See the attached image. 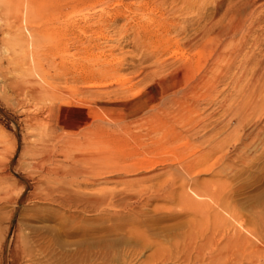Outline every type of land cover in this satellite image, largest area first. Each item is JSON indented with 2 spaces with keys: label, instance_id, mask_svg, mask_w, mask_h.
Here are the masks:
<instances>
[{
  "label": "rangeland",
  "instance_id": "374dc122",
  "mask_svg": "<svg viewBox=\"0 0 264 264\" xmlns=\"http://www.w3.org/2000/svg\"><path fill=\"white\" fill-rule=\"evenodd\" d=\"M143 1L151 0H0V140L7 168L0 184V264H264V78L252 80L254 65L237 64L224 75L228 64L222 63L214 67L211 97L203 89L200 97L191 94L189 79L162 91L160 82L185 62L180 50L163 69L151 54L143 58L151 51L143 53L136 35L162 32L155 19L172 10L166 0L157 9ZM185 13L189 22L196 17L195 10ZM9 19L36 32L34 61L17 53ZM261 34L255 36L262 40L264 29ZM250 45L244 54L258 52ZM79 64L89 76L111 71L110 81L80 95L82 84L69 75ZM156 69L161 81H145ZM90 101L96 104L86 106ZM165 106L171 114L158 118L171 123L157 127L152 112ZM91 116L112 132H94ZM231 224L253 246L238 251L222 228ZM208 230L226 236L218 242Z\"/></svg>",
  "mask_w": 264,
  "mask_h": 264
},
{
  "label": "bare ground",
  "instance_id": "6f19581e",
  "mask_svg": "<svg viewBox=\"0 0 264 264\" xmlns=\"http://www.w3.org/2000/svg\"><path fill=\"white\" fill-rule=\"evenodd\" d=\"M160 1L161 0H151V1H143V6H147V7H151V8H156L158 6H160ZM164 1V0H163ZM201 0H166L165 3L169 5V7H172L171 12L169 13L168 18H163L164 13H161V17L160 20L159 19H155V24H157V27L161 28L160 33L156 32H151V33H138L136 35V40L137 42L140 43L143 53L146 51H151V53L149 54H145L143 56V58H147L148 55L152 56V58H155V60L157 62L162 61V63H160L161 69L165 68L166 65H168L169 60H172V58L177 56V51L180 50L181 53H183V58H184V66L182 69H179L177 71H174L168 79H166V81L164 82H160L162 83L163 87H162V91H164L166 88L167 90H173L179 86L180 83L184 82L186 79H189L192 84L190 86V90L189 92L193 95H197L198 97L201 96V90L203 89L204 91L202 92L203 95L202 96H212L213 93L215 92V88H216V79H215V72H214V67L216 66H220L222 63H227L228 64V68L223 71L224 75H227L228 73L231 72V68L233 67H237V64L239 65L238 67H244V66H250V65H254V67L257 68L256 71H254L252 74L253 78L252 80H254V78H264V39L261 40L260 37H256L255 34H261L263 33V29H264V25L262 26V24L264 23V4H261L260 6H257V4L259 3V1L261 0H202L204 4L200 3ZM164 3V4H165ZM179 3V4H178ZM8 5V4H7ZM179 5H181V8H177ZM136 6V5H135ZM166 6V5H165ZM188 10H195L196 13V17L194 18L192 15V18L195 19V21L193 22L192 19L191 22L188 21V19H186L187 14L185 13ZM262 10V11H261ZM210 11V13H208ZM221 11L223 12L221 14V18H219L220 20H216L217 17L220 15ZM16 16V15H15ZM15 16L12 18L15 19ZM17 18V17H16ZM11 19H9L10 21ZM13 20V19H12ZM16 20V19H15ZM177 20H181L182 23L184 24V26L181 28H179L178 26H176ZM8 21V20H7ZM21 21V20H20ZM11 25H9L11 28L10 31V35H12V41L15 43L14 46L16 45V49L18 50V52H21L22 57H24L25 59H29L34 61V55H33V45H34V40H35V33L32 29L29 30L28 28H24L21 24V22H16L13 21L11 22ZM100 25V24H99ZM178 27V28H177ZM159 30V29H158ZM137 31V29H136ZM140 32V31H139ZM149 32V31H148ZM6 34H8V32H6ZM255 36V38L253 39L252 36ZM262 35V34H261ZM182 36L181 39H178L177 37ZM260 36V35H259ZM253 39V44L250 45L251 42H249V40ZM59 43L62 44L63 40L61 39V36L58 38ZM229 41L231 42H236V44L234 46L227 44ZM239 42V43H238ZM68 44V43H67ZM248 45L252 46L251 50H255L254 48H256L258 52H253L251 54L247 53L244 54V48L247 47ZM176 48L177 50L173 49ZM5 49V48H4ZM8 49V48H6ZM247 49V48H246ZM31 50V51H30ZM15 51V50H14ZM13 51V53H15ZM176 51V52H175ZM6 53H8V51H6ZM5 53V54H6ZM142 53V55H143ZM179 53V52H178ZM168 54H171V56H169L170 58L167 59H163V57L167 56ZM176 55V56H175ZM149 59V58H148ZM60 60V59H58ZM99 61V58H98ZM174 61V60H172ZM62 62V61H61ZM156 63V62H154ZM172 62L170 61V64ZM159 64V63H158ZM62 65V64H61ZM174 65V64H173ZM172 66V65H171ZM71 68V67H70ZM73 69H71L70 72V79L71 81H73L74 83H81L82 84V88L79 89V93L80 95H85L87 93H91V89L93 87V85L102 83V84H106L108 83L110 80L108 78L109 74L111 71L106 70V71H102L101 70H95V71H91L90 76L86 75V73H84L85 70H87V66H85L84 64H79L77 66H72ZM105 68V67H104ZM112 68V67H111ZM158 68V67H157ZM117 69V68H116ZM239 69V68H238ZM113 70V68H112ZM157 70V69H156ZM158 73L159 71H154L151 74H148L147 76L144 77V80L146 78L149 77H155L158 78ZM250 74V73H249ZM248 74V75H249ZM111 77V76H109ZM159 79V78H158ZM247 79V78H246ZM115 80V79H113ZM143 80V81H144ZM155 80V79H154ZM160 80V79H159ZM264 80V79H263ZM131 81V80H130ZM141 81V80H140ZM146 81V80H145ZM148 81V80H147ZM161 81V80H160ZM158 82V81H157ZM264 82V81H263ZM152 83V82H151ZM138 83L135 84H129L130 89L133 88L134 86H136ZM159 84V83H158ZM264 84V83H263ZM87 85V87H86ZM101 85V84H99ZM183 85V84H182ZM106 86V85H105ZM96 87V86H95ZM104 87V86H102ZM161 87V86H159ZM181 87V86H180ZM183 87V86H182ZM101 88V87H100ZM108 88V87H107ZM184 89V88H183ZM182 89V90H183ZM106 90V89H104ZM103 90V91H104ZM90 91V92H89ZM93 91V90H92ZM111 92V91H110ZM124 92V90H123ZM236 92V91H235ZM248 92V91H247ZM251 92V91H249ZM262 92V91H261ZM168 93V92H167ZM183 93V92H182ZM104 92H102V90L100 92H92L93 96L99 95V97L101 95H103ZM108 94V93H107ZM184 94V93H183ZM190 94V95H191ZM251 94V93H249ZM257 94V92H256ZM125 95V94H124ZM162 95V93H161ZM164 95V94H163ZM172 95V94H171ZM174 95V94H173ZM104 96V95H103ZM152 96H154V94L152 93ZM168 96V95H166ZM176 96V95H174ZM184 96V95H183ZM163 97V96H162ZM148 98L150 99V97L148 96ZM172 98V97H171ZM179 98V97H178ZM152 99V98H151ZM150 99V100H151ZM160 99V98H159ZM173 99V98H172ZM185 99V98H182ZM191 99V98H190ZM147 100V99H146ZM155 100V99H154ZM166 100V99H165ZM177 100V98H176ZM163 101V100H162ZM186 101V100H183ZM193 101V100H192ZM91 102V101H90ZM96 102V101H95ZM147 102V101H145ZM171 102V101H170ZM173 102V101H172ZM175 102V101H174ZM173 102V103H174ZM80 103V102H79ZM99 103V102H98ZM150 103V102H148ZM167 103V102H166ZM93 104H96L94 102L88 103L85 102V105L88 107H91ZM172 104V103H171ZM179 104V103H176ZM175 104V105H176ZM129 105V104H128ZM139 105V104H138ZM163 105V104H162ZM174 104H172L173 107ZM181 105V104H180ZM212 103H209V106H211ZM78 106V105H77ZM125 106V105H124ZM167 106V105H166ZM166 106L164 108H161L162 111L160 112V114L158 113L159 111H157V113H153V116L151 115V117L156 118V122H157V127L159 126V122L160 124H164L165 126L168 123H171L169 121V119L172 117H169L168 114V121L169 122H165V120L158 118L159 116L166 113H170L169 111H167ZM163 107V106H162ZM171 107V108H172ZM123 108V107H122ZM84 109V108H82ZM169 110V109H168ZM171 110V109H170ZM77 111V110H76ZM79 111V110H78ZM85 112V111H84ZM174 112V111H172ZM179 113V112H178ZM96 114V113H95ZM171 114V113H170ZM178 115V114H176ZM181 115V114H180ZM93 116V115H92ZM90 117V121L89 123V127L91 129L94 130V132H99L103 133V131H111V126L109 127H105L103 128V126L101 125L103 123V125L105 124V122H103V120L99 117L96 118V116L94 117ZM126 116L128 118H134L137 116V114L135 113H128L126 114ZM143 116V115H142ZM167 116V115H166ZM182 116V115H181ZM88 117V116H87ZM148 117V116H147ZM150 117V118H151ZM162 117V116H161ZM140 118V117H139ZM149 118V117H148ZM148 118H146L145 120H149ZM163 118V117H162ZM173 118V117H172ZM171 118V119H172ZM181 118V117H180ZM142 119V118H141ZM166 119V117L164 118ZM179 117L177 118L178 121ZM183 119V118H182ZM185 119V118H184ZM187 119H190L187 117ZM135 120V118L133 119ZM143 120V119H142ZM141 120V121H142ZM159 120V121H158ZM173 120V119H172ZM136 121V120H135ZM140 121V120H138ZM140 121V122H141ZM150 122L151 119L149 120ZM155 121H153V123L155 124ZM180 121V120H179ZM187 121V120H186ZM137 122V121H136ZM140 122H138V125L141 124ZM143 122V121H142ZM176 122V121H175ZM182 122V121H181ZM208 122V121H207ZM85 123V121H84ZM132 123V121H131ZM135 123V122H134ZM133 123V124H134ZM147 123V122H146ZM145 122L142 123L141 126L146 124ZM206 123V122H205ZM108 125H112L111 123H109ZM115 125V124H114ZM173 125V124H172ZM193 126H198L199 125V121L197 122H193L192 123ZM206 125V124H203ZM50 126H52L50 123L44 124V128L47 129ZM121 127V126H120ZM119 127V129H120ZM118 128V127H117ZM127 128V127H126ZM169 128V127H168ZM167 128V129H168ZM173 128V127H172ZM202 128V127H201ZM115 129V128H113ZM118 129V130H119ZM122 129V128H121ZM150 129V128H149ZM161 130V126L159 128ZM174 129V128H173ZM172 129V132H173ZM123 130V129H122ZM153 130V129H152ZM170 130V129H169ZM176 131V130H175ZM178 131V130H177ZM176 131V132H177ZM88 132V131H87ZM92 132V131H90ZM128 132V131H127ZM131 132V131H130ZM160 132V131H158ZM179 132V131H178ZM93 133V132H92ZM91 133V134H92ZM105 133H108L105 132ZM116 133V132H115ZM181 133V132H180ZM98 134V133H97ZM118 134V133H116ZM174 134V133H173ZM178 134V133H177ZM183 134V133H182ZM105 135V134H103ZM109 135V134H108ZM111 136L115 134H110ZM109 135V136H110ZM98 136V135H97ZM102 136V135H100ZM110 136V137H111ZM182 136V135H180ZM179 136V137H180ZM87 137V136H86ZM90 137H92V135H90ZM99 137V136H98ZM103 137V136H102ZM108 137V136H107ZM120 138V137H119ZM140 138V137H139ZM173 138V137H171ZM124 139V138H123ZM122 139V140H123ZM93 140V139H92ZM121 140V141H122ZM126 140V139H125ZM166 140V139H165ZM117 141V140H116ZM119 141V140H118ZM155 141V140H154ZM90 142V140H89ZM120 142V141H119ZM77 143V142H76ZM94 144V143H92ZM91 144V145H92ZM114 148V147H113ZM4 151H5V142L2 140H0V184L3 183L6 179H7V174H6V166H5V157H4ZM225 151V150H224ZM207 155V154H206ZM98 157V156H97ZM202 157V156H201ZM206 157V156H205ZM204 157V158H205ZM99 159V158H98ZM85 160V159H84ZM115 160V159H114ZM80 161V160H79ZM88 161H90L88 159ZM102 161V160H101ZM123 161V160H122ZM152 161V160H151ZM201 161V160H200ZM103 162V161H102ZM101 162V163H102ZM125 162V161H124ZM127 162V161H126ZM119 163V162H118ZM89 165V164H87ZM98 165V164H97ZM138 165V164H137ZM120 166V165H119ZM145 166V165H144ZM141 165L140 169L143 167L144 169H146V167H144ZM150 166V165H149ZM188 166V165H187ZM194 166V165H193ZM204 166V165H203ZM91 167V166H90ZM117 167V165H116ZM122 167V166H121ZM120 167V168H121ZM125 167V166H123ZM128 167V166H127ZM136 167V165H135ZM148 167V166H147ZM115 168V167H114ZM129 168V167H128ZM186 168V167H185ZM148 169V168H147ZM142 170V169H141ZM138 171H140L138 169ZM146 171V170H144ZM189 171V170H188ZM131 172V171H130ZM129 172V173H130ZM133 172V171H132ZM134 172H137L136 170ZM134 172L132 174H134ZM94 173V172H93ZM75 174V173H74ZM87 174V173H86ZM89 174V173H88ZM186 176V175H185ZM102 179V178H101ZM104 179V178H103ZM195 179V178H194ZM90 180V179H89ZM97 180V179H96ZM160 180V179H159ZM108 181V180H107ZM132 180H130L131 182ZM195 181V180H194ZM92 182V181H91ZM96 182V181H95ZM112 182V181H111ZM159 182V181H158ZM161 182V181H160ZM133 183V182H132ZM190 183V180H189ZM183 184V182H182ZM196 186V185H194ZM159 187V186H158ZM161 188V187H160ZM198 188V187H197ZM171 189V188H170ZM192 189V188H191ZM157 190V189H156ZM175 190V189H174ZM173 190V191H174ZM186 189H184L185 191ZM190 190V189H189ZM193 190V189H192ZM190 190V191H192ZM183 190H181L182 192ZM174 193V192H173ZM191 193V192H190ZM171 195V194H170ZM174 195V194H173ZM197 195V194H196ZM200 195V194H199ZM205 196V195H204ZM227 196V195H226ZM181 198L183 199V203L182 206H184V208L186 207L185 205L188 203L186 202L187 197L181 196ZM180 198V199H181ZM222 199V198H221ZM199 200L198 198L196 199V201ZM68 201V200H67ZM150 200L147 199V201L145 203L148 204ZM203 201V200H202ZM69 202V201H68ZM92 202V201H91ZM186 202V203H185ZM192 203V202H191ZM198 203V202H197ZM197 203L195 202L196 206ZM204 203V202H202ZM141 204V203H140ZM145 204V205H147ZM189 204V203H188ZM187 204V205H188ZM206 204V201H205ZM228 204V203H227ZM143 205V204H142ZM192 205V204H191ZM191 205L189 204L188 206L191 207ZM203 205V204H202ZM207 205V204H206ZM226 205V204H225ZM188 206L185 208L186 210L188 209ZM204 206V205H203ZM228 206V205H227ZM138 207V206H137ZM206 207V206H204ZM116 208V207H115ZM132 208V207H131ZM210 208V207H209ZM184 209V210H185ZM191 210V209H188ZM196 210L197 209L196 207ZM204 210L206 211V208H204ZM204 211V212H205ZM208 211V209H207ZM209 212V211H208ZM219 212V211H218ZM217 212V214H218ZM210 213V212H209ZM134 214V213H133ZM191 214V213H190ZM194 214V213H193ZM199 214H202L199 212ZM206 212L204 214H202L201 216L205 215ZM219 215V214H218ZM207 216V215H206ZM210 216V215H209ZM241 216V215H240ZM234 217V216H233ZM236 217V216H235ZM164 218V217H163ZM177 216H168L165 217L164 219H177ZM212 218V217H211ZM202 219V217H201ZM206 219V218H205ZM224 219V218H223ZM135 220V219H134ZM203 220V219H202ZM220 220V219H219ZM230 220V219H229ZM242 220V219H241ZM130 221V220H129ZM213 221V220H212ZM223 222V220H221ZM236 221L237 217H236ZM242 222H244V220H242ZM153 223V222H152ZM193 223V222H191ZM231 223V222H230ZM236 225L237 222H234ZM158 224V223H157ZM196 224V223H195ZM220 225V223H217ZM242 225V224H240ZM245 225V224H244ZM223 225H221L222 227ZM225 226V223H224ZM231 226H233V224H231ZM212 227V226H211ZM245 227V226H244ZM210 228V227H209ZM214 228V227H213ZM224 230H228L226 232V235L231 236V238L234 240L235 244H237V247L240 245L241 248L244 247H251L253 246L251 244V239H250V235H246L244 230L242 231V227L241 226H233L232 229L229 228H224L222 227ZM134 229V228H133ZM174 229V228H173ZM212 229V228H211ZM259 229V228H258ZM258 229L254 230V234L258 236L257 233H259ZM134 233H136L135 231L137 230H133ZM133 231H130L131 235L134 234ZM212 231V230H211ZM210 230L205 231V232H211ZM140 232V231H139ZM250 232V231H248ZM247 232V233H248ZM257 232V233H256ZM138 233V232H137ZM136 233V234H137ZM231 233V234H230ZM128 234V233H127ZM135 234V235H136ZM142 234L141 232L138 235ZM199 234V233H197ZM205 234V233H204ZM220 234V235H219ZM250 234V233H248ZM253 234V236H254ZM134 235V236H135ZM193 235V234H192ZM213 239H215L217 236V241L219 242L220 238L226 236L225 234L221 235V233L217 232V230H215L213 233L211 232L210 234ZM142 236H144L142 234ZM141 236V237H142ZM207 237V238H206ZM206 239H202V240H206L209 239V236H206ZM143 238V237H142ZM211 239V237H210ZM209 239V240H210ZM219 239V240H218ZM258 239V238H257ZM224 240V239H223ZM220 241L221 244L226 243L228 240L230 241V239H225V241ZM227 240V241H226ZM253 241V240H252ZM209 242V241H208ZM207 242V243H208ZM233 242V243H234ZM263 242V241H262ZM260 242V243H262ZM204 243V244H207ZM217 243V242H216ZM228 243V242H227ZM204 244H202L204 246ZM209 244V243H208ZM254 244V242H253ZM263 244V243H262ZM227 245V247L229 245H231V243L229 242V244H225ZM255 245V244H254ZM191 246V245H190ZM202 246V247H203ZM236 246V245H235ZM240 246H239V250L238 251H243L240 250ZM256 246V245H255ZM263 246V245H262ZM200 248L201 245H199ZM196 246V250H198L197 248H199ZM217 245H215V249H212V252H214L216 250ZM226 247V248H227ZM261 249V245L259 246ZM257 245V248H259ZM212 248V246H211ZM234 248V247H233ZM232 248V249H233ZM193 249V248H192ZM204 249V247L202 248ZM258 249V250H260ZM264 249V248H263ZM187 250V249H186ZM194 249V251H196ZM201 250V249H200ZM182 251V250H181ZM184 251V250H183ZM199 251V250H198ZM234 251H237L236 249H234ZM262 251V249H261ZM200 254H203L202 251H199ZM186 253V252H185ZM192 255V254H191ZM198 259L199 257L196 256ZM184 259V258H183ZM184 261V260H183ZM189 261V260H188ZM200 261V260H198ZM233 264V263H231Z\"/></svg>",
  "mask_w": 264,
  "mask_h": 264
}]
</instances>
